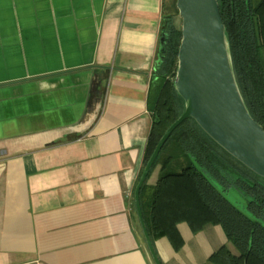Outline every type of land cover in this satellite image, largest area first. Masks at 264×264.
I'll return each mask as SVG.
<instances>
[{
	"label": "crops",
	"instance_id": "crops-1",
	"mask_svg": "<svg viewBox=\"0 0 264 264\" xmlns=\"http://www.w3.org/2000/svg\"><path fill=\"white\" fill-rule=\"evenodd\" d=\"M169 1L0 0V264H155L133 194ZM177 228L150 237L161 264L230 245Z\"/></svg>",
	"mask_w": 264,
	"mask_h": 264
},
{
	"label": "trees",
	"instance_id": "trees-1",
	"mask_svg": "<svg viewBox=\"0 0 264 264\" xmlns=\"http://www.w3.org/2000/svg\"><path fill=\"white\" fill-rule=\"evenodd\" d=\"M217 1L239 91L253 119L264 128V0ZM176 15V0H170L162 14L155 78L147 96L152 123L143 166L164 131L184 110V101L174 87L181 39ZM156 167V182L148 185L145 180L140 188L151 238L165 236L179 249L183 244L179 222H186L192 232L219 224L230 245L217 248L202 264H264L263 177L221 148L191 117L167 138L148 176ZM230 189L241 195L244 209L226 198L224 192Z\"/></svg>",
	"mask_w": 264,
	"mask_h": 264
},
{
	"label": "water",
	"instance_id": "water-1",
	"mask_svg": "<svg viewBox=\"0 0 264 264\" xmlns=\"http://www.w3.org/2000/svg\"><path fill=\"white\" fill-rule=\"evenodd\" d=\"M176 8L181 18V39L174 87L184 101V110L160 137L133 194L142 233L155 264L161 262L143 218L140 188L163 144L184 119L193 118L221 148L264 178V128L253 119L239 91L218 1L176 0ZM165 40L162 35L163 45Z\"/></svg>",
	"mask_w": 264,
	"mask_h": 264
},
{
	"label": "rangeland",
	"instance_id": "rangeland-1",
	"mask_svg": "<svg viewBox=\"0 0 264 264\" xmlns=\"http://www.w3.org/2000/svg\"><path fill=\"white\" fill-rule=\"evenodd\" d=\"M254 2H256V0H252V3ZM176 25L178 28L181 27V18L179 15H176ZM261 56H262L263 64H264V47H262L261 49ZM224 194L230 202L237 205L239 208L244 209V200L242 199L241 195L237 191L230 189V190L225 191Z\"/></svg>",
	"mask_w": 264,
	"mask_h": 264
}]
</instances>
